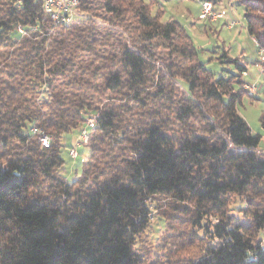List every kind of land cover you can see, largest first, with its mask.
<instances>
[{"label": "trees", "instance_id": "1", "mask_svg": "<svg viewBox=\"0 0 264 264\" xmlns=\"http://www.w3.org/2000/svg\"><path fill=\"white\" fill-rule=\"evenodd\" d=\"M236 2L264 47V0ZM80 10L63 26L42 0H0V264H142L135 241L156 195L190 204L209 240L184 264H264V152L237 111L246 66L227 58L235 71L216 76L146 0H80ZM90 114L88 160L69 180L61 143ZM234 197L248 204L241 216Z\"/></svg>", "mask_w": 264, "mask_h": 264}, {"label": "rangeland", "instance_id": "2", "mask_svg": "<svg viewBox=\"0 0 264 264\" xmlns=\"http://www.w3.org/2000/svg\"><path fill=\"white\" fill-rule=\"evenodd\" d=\"M146 1L151 4L152 12H156L161 21L176 20L186 29L193 44L201 50L199 59L207 68L214 71L216 76L225 74L227 70L235 71L234 64L227 62V58H238L239 62L246 66L247 71L242 77L246 83H254L257 92L255 95L249 94L244 84L245 93L237 103V111L245 119L251 131L261 135L258 149L264 152V127L260 120V116L264 114V60L260 58L256 40L246 28L243 6L236 0H220L214 7L212 6L213 17L216 12H223V16L204 18L199 17L201 0ZM99 21L102 25H106V22L100 19ZM231 21H234L232 25L229 24ZM17 27L18 25L15 31ZM113 28L118 27L113 26ZM25 33L27 31L23 32ZM224 51L226 57L223 56ZM152 63L156 67L161 65L160 59L157 58L152 59ZM42 91L40 90L36 95L39 99L45 95L41 93ZM72 135V133L65 134L60 147V154L64 160L61 172L69 180L80 176L82 165H85L89 155L87 143L79 150L76 159L68 156L66 147L70 145ZM0 151L5 152L1 145ZM258 199L264 205V196ZM232 200L234 202L230 203V212L241 216L237 208L240 205L247 207L248 204L236 197ZM148 202L149 223L135 241V251L139 254L142 264H184L201 255L204 245L209 240L198 237L197 232L200 235L202 232L195 228L194 212L183 211L182 205L188 207L191 205L159 195L149 197ZM207 220L217 222V217L208 215Z\"/></svg>", "mask_w": 264, "mask_h": 264}, {"label": "built area", "instance_id": "3", "mask_svg": "<svg viewBox=\"0 0 264 264\" xmlns=\"http://www.w3.org/2000/svg\"><path fill=\"white\" fill-rule=\"evenodd\" d=\"M42 10L44 16L54 24L63 26L78 22L86 17V15L80 10V0H42ZM213 13L211 1H201V13L199 17H213ZM222 16L223 12H216L213 18ZM233 23L234 21H231L229 24L232 25ZM17 30L21 33L25 32L20 25H18ZM258 53L261 60H264V47L259 46ZM245 88L249 94L255 95L257 92V87L254 83H245ZM97 117V114L87 115L82 126L73 133L71 143L66 147L68 156L72 159L78 157L79 147L85 146L88 143L89 132L95 127ZM29 132L36 136L37 141L43 147H49L54 141L53 136L37 124V120H32L29 123Z\"/></svg>", "mask_w": 264, "mask_h": 264}, {"label": "crops", "instance_id": "4", "mask_svg": "<svg viewBox=\"0 0 264 264\" xmlns=\"http://www.w3.org/2000/svg\"><path fill=\"white\" fill-rule=\"evenodd\" d=\"M67 147H68V146H67ZM82 147H83V146H80V147H79V150H81V149H82ZM82 163H84V161H82Z\"/></svg>", "mask_w": 264, "mask_h": 264}]
</instances>
